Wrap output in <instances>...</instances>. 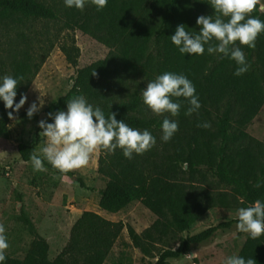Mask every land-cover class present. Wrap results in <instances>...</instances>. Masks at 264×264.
Returning a JSON list of instances; mask_svg holds the SVG:
<instances>
[{
    "label": "trees",
    "instance_id": "obj_1",
    "mask_svg": "<svg viewBox=\"0 0 264 264\" xmlns=\"http://www.w3.org/2000/svg\"><path fill=\"white\" fill-rule=\"evenodd\" d=\"M62 12L77 13L76 18L80 15L75 24L112 51L78 73L70 91L46 109V120L51 123L48 113L66 111L69 99L84 95L106 117L114 112L117 120L130 127L149 130L156 145L142 155L134 153L127 159L119 148L114 154L100 150L98 173L107 184L100 192L99 207L117 214L141 202L157 221L138 234L122 222L84 212L74 224L68 244L55 258H50L45 241H37L23 259L6 256L3 264H104L125 228L133 246L145 257L156 259L155 264H169V260L187 256L194 246L208 243L239 222H222L183 237L210 210L248 207L257 199L264 202V184L254 187L258 180L264 181V143L246 132L264 105V33L258 36L255 49L241 46L251 68L235 76L237 65L229 57L209 55L207 46L203 55L181 54L171 42L179 24L196 33L200 30L197 17L215 14L209 0H108L100 11L90 2L80 11L62 9L45 0H0V27L30 20L56 22ZM251 15L264 21L258 5ZM64 51L74 63L72 54ZM36 56L18 49L9 51L13 77H24L17 87L16 103L28 89V84L23 86L28 75L32 72L35 78L44 62L45 57L35 64ZM164 72L183 74L192 81L202 105L198 113L185 116L188 102L182 97L176 117L154 115L143 104L146 84ZM9 111L0 100V138L11 120ZM165 118L179 125L169 142L161 139ZM205 121L210 128L197 127ZM40 140L37 135L33 145H19L22 161H31ZM45 164L62 176H75ZM78 182L86 187L82 179ZM239 256L264 264V235L257 239L249 235Z\"/></svg>",
    "mask_w": 264,
    "mask_h": 264
},
{
    "label": "rangeland",
    "instance_id": "obj_2",
    "mask_svg": "<svg viewBox=\"0 0 264 264\" xmlns=\"http://www.w3.org/2000/svg\"><path fill=\"white\" fill-rule=\"evenodd\" d=\"M45 1L68 9L64 0ZM257 5L264 13V0H258ZM76 17L77 13L62 12L56 22L30 20L0 27V79L4 75H14L8 58L11 49L38 55L35 64L45 57L35 78L32 79L31 72L25 80L23 86L28 84L25 93L27 102L19 112H15L14 119L10 120L0 138V224L5 226L10 245L5 254L13 258L23 259L37 241H45L50 258H55L68 244L72 228L84 212L96 213L114 223L122 222L138 234L157 221V217L141 202H134L117 214L100 209V192L107 184V179L98 173L100 150L92 155L87 167L71 171L75 174L73 177L52 171L45 164L47 160H44L47 171H34L31 161L24 162L19 155V145L31 146L35 143L37 135H40L38 122L46 120V109L70 91L78 73L104 60L112 51L81 30L75 24L81 16ZM64 49L72 54L74 63L68 61ZM33 103L38 106L42 103V107L29 119L26 113ZM246 132L264 143V105ZM40 137L36 153L43 159L40 150L46 138L43 135ZM78 178L85 182V188L81 187ZM237 212L238 209H212L183 237L238 219ZM236 225L228 232H219L208 243L194 246L187 256L169 260V264H223L226 257L239 256L249 234L239 232ZM155 262L156 259L145 257L140 249L133 246L125 228L104 264Z\"/></svg>",
    "mask_w": 264,
    "mask_h": 264
},
{
    "label": "clouds",
    "instance_id": "obj_3",
    "mask_svg": "<svg viewBox=\"0 0 264 264\" xmlns=\"http://www.w3.org/2000/svg\"><path fill=\"white\" fill-rule=\"evenodd\" d=\"M89 2L98 11L108 4V0H64L66 7L80 11ZM209 4L215 14L197 17L196 24L200 30L191 33L186 30V25L179 24L170 37L171 42L181 54L187 55H203L207 46L209 55L222 54V58L229 57L235 61L237 68L234 75L241 76L251 68L241 46L255 49L258 36L264 33V21L251 15L258 0H209ZM92 75L97 74L94 71ZM23 79V76L14 78L11 75L0 79V100L6 109L12 110L8 112L9 119H14L13 112H19L27 102V96L23 94L19 102H15L19 81ZM181 97L188 102L185 116L199 112L202 105L194 84L185 75L173 72L158 75L142 91L143 104L157 116L165 113L178 116L182 107L179 102ZM173 98H177L175 102ZM40 107L42 103L40 106L31 104L26 113L28 118L31 119ZM116 115L110 112L106 117L101 108L88 103L84 95L72 97L67 102L66 111L48 113L51 123L44 119L38 122L42 130L40 135L46 138V142L40 150L43 159L36 152L30 156L33 170L47 171L44 167V160H47L61 174H67L87 167L92 155L101 149L114 154L119 148L125 158L132 159L134 153L142 155L156 145V138L149 130L132 128L124 120H117ZM197 127L207 129L211 124L205 121L198 123ZM178 130V121L165 118L162 122V141L169 142ZM262 184L264 181L258 180L254 187L260 188ZM237 215L239 232L249 234L252 239L264 235V202L257 199L253 205L239 208ZM5 233V226L0 224V264L6 260L5 253L10 246ZM223 264L257 262L253 258L232 255L226 257Z\"/></svg>",
    "mask_w": 264,
    "mask_h": 264
},
{
    "label": "crops",
    "instance_id": "obj_4",
    "mask_svg": "<svg viewBox=\"0 0 264 264\" xmlns=\"http://www.w3.org/2000/svg\"><path fill=\"white\" fill-rule=\"evenodd\" d=\"M201 232H203V231H201ZM199 233H200V232H199ZM196 234H198V233H196ZM196 234H195V235H196ZM245 242H246V240L244 241V243H245Z\"/></svg>",
    "mask_w": 264,
    "mask_h": 264
}]
</instances>
